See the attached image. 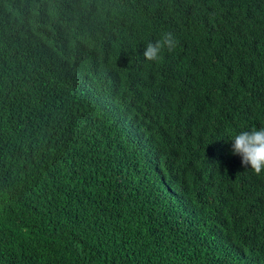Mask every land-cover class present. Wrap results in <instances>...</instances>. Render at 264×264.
<instances>
[{
    "label": "trees",
    "instance_id": "trees-1",
    "mask_svg": "<svg viewBox=\"0 0 264 264\" xmlns=\"http://www.w3.org/2000/svg\"><path fill=\"white\" fill-rule=\"evenodd\" d=\"M262 126L264 0H0V264H264Z\"/></svg>",
    "mask_w": 264,
    "mask_h": 264
},
{
    "label": "clouds",
    "instance_id": "clouds-1",
    "mask_svg": "<svg viewBox=\"0 0 264 264\" xmlns=\"http://www.w3.org/2000/svg\"><path fill=\"white\" fill-rule=\"evenodd\" d=\"M177 39L171 32H165L160 40L155 43L149 42L143 53L148 61L158 62L163 49L172 52L177 47ZM232 153L242 158V165L251 166L255 175L260 176L264 173V126L251 130H244L231 137Z\"/></svg>",
    "mask_w": 264,
    "mask_h": 264
}]
</instances>
